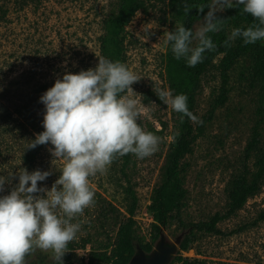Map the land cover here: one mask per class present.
I'll return each instance as SVG.
<instances>
[{"label":"rangeland","instance_id":"obj_1","mask_svg":"<svg viewBox=\"0 0 264 264\" xmlns=\"http://www.w3.org/2000/svg\"><path fill=\"white\" fill-rule=\"evenodd\" d=\"M145 1V8L126 26L125 64L142 77L132 85L140 101L138 123L162 142L150 157L138 159L129 154L126 163L124 156L119 157L107 174L90 177L95 205L75 221L81 222L82 230L71 242L74 246L63 257V264H87L91 249L102 252L112 243L119 223L128 216L130 189L139 197L135 214L138 236L145 243L154 235L152 198L163 181L174 137L180 131V114L161 102L154 89L171 90L172 52L163 40L164 33L183 24V0ZM116 3L0 0V176L10 178L0 196L10 194L19 183L21 168L51 172L38 182V187L49 190L61 175L63 162L54 161L49 151L53 145L26 148L44 131L45 106L40 97L65 73L78 74L97 66L98 57H104L100 40L107 33V17ZM240 26L231 24L229 34ZM221 58L218 56L202 76L193 114L203 123L191 121L197 136L181 162V177L188 189L181 209L186 224L226 213L233 180L241 174L252 178L264 155V125L260 146L248 152L260 85L253 71L254 53L241 56L230 70L224 104L219 103L224 92ZM263 212L264 178L244 207L218 224L219 233L195 230L192 248L183 255L204 259L207 264H264V220H259ZM165 229L174 238L184 227L173 218ZM86 239L90 243L84 247ZM27 260L28 264H53L50 251L38 250Z\"/></svg>","mask_w":264,"mask_h":264},{"label":"clouds","instance_id":"obj_2","mask_svg":"<svg viewBox=\"0 0 264 264\" xmlns=\"http://www.w3.org/2000/svg\"><path fill=\"white\" fill-rule=\"evenodd\" d=\"M240 6L241 14H250L258 23L233 28L224 46L230 47L237 39L245 45L264 41V0H211L198 25L186 28L181 24L167 31L163 43L176 60L184 59L188 67H195L203 63L206 52L217 49L210 34L222 31L226 21L217 13ZM191 9L184 2V14ZM204 9L197 10L203 13ZM98 60L95 68L65 73L40 97L45 106L44 131L26 148L53 145L49 151L54 161L63 162L61 175L49 190L38 187V182L51 172L21 168L19 183L10 194L0 196V264H28L27 258L38 250L50 251L53 264H63L68 245L82 230L81 222L75 221L95 205L90 177L107 174L119 157L133 154L144 159L159 150L161 137L138 123L140 101L132 85L142 77L121 61L103 56ZM154 91L161 102L180 114L181 122L187 117L203 123L189 110L187 95H174L165 88ZM8 183L9 177L0 176V192Z\"/></svg>","mask_w":264,"mask_h":264},{"label":"trees","instance_id":"obj_3","mask_svg":"<svg viewBox=\"0 0 264 264\" xmlns=\"http://www.w3.org/2000/svg\"><path fill=\"white\" fill-rule=\"evenodd\" d=\"M187 2L191 6L188 15L184 14L183 4ZM211 0H183V25L186 28L193 27L198 20L206 15L207 5ZM145 0H117L115 8L107 17V33L101 37V53L105 58L113 61L125 63V40L126 26L131 22L134 15L145 8ZM204 6V12L200 13L197 9ZM242 6L233 7L225 12L218 13L217 16L226 19L223 30L218 33L210 34L217 49L214 52H206L203 63L195 67H188L184 59L176 60L169 56L171 65L170 84L171 90L175 94H185L188 97V108L194 113L196 104V93L199 90L203 74L214 60L222 55L220 61V70L223 77V95L219 103L224 104L227 100V83L229 81V72L240 59L241 56L250 52L254 53L253 71L259 81V100L256 110V124L254 127L253 137L249 143L248 152L254 151L261 144V128L264 125V41H258L255 44L245 45L241 39H237L230 47H225V41L229 35V27L233 23H240V28L246 29L257 21L250 14H241ZM180 131L174 137L172 150L169 156V164L166 168L163 181L155 189L152 198L151 209L154 214V235L151 242H143L135 229V214L139 205V197L135 190L130 189L131 202L128 209V216L119 223L114 240L105 250L98 252L91 249L88 255L87 264L96 262L110 264H127L136 250V244L149 252L155 241L160 235L162 227H166L171 219H176L184 229H190L185 236L180 252L172 264H207V261L197 257H186L184 251L192 248L194 243L193 233L195 230L208 233H219L218 224L236 214L244 207L248 199L259 191L264 178V155L258 162V170L250 178L247 174L237 176L232 182V188L229 192V209L226 213H215L210 219L195 223L186 224L181 217V209L188 194V189L181 177V162L186 154L191 152L192 144L197 135L194 133V127L191 120L187 117L183 122L179 120ZM125 163L129 159V154L124 156ZM259 220H264V212L260 215ZM90 243L86 239L82 246ZM73 244L68 245V249L73 248Z\"/></svg>","mask_w":264,"mask_h":264},{"label":"water","instance_id":"obj_4","mask_svg":"<svg viewBox=\"0 0 264 264\" xmlns=\"http://www.w3.org/2000/svg\"><path fill=\"white\" fill-rule=\"evenodd\" d=\"M162 227L152 249L147 252L136 244V250L127 264H172L180 252V246L190 229H183L176 237H171Z\"/></svg>","mask_w":264,"mask_h":264},{"label":"flooded vegetation","instance_id":"obj_5","mask_svg":"<svg viewBox=\"0 0 264 264\" xmlns=\"http://www.w3.org/2000/svg\"><path fill=\"white\" fill-rule=\"evenodd\" d=\"M103 264H110V263H103Z\"/></svg>","mask_w":264,"mask_h":264},{"label":"built area","instance_id":"obj_6","mask_svg":"<svg viewBox=\"0 0 264 264\" xmlns=\"http://www.w3.org/2000/svg\"><path fill=\"white\" fill-rule=\"evenodd\" d=\"M151 214V213H150Z\"/></svg>","mask_w":264,"mask_h":264}]
</instances>
